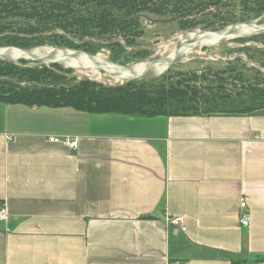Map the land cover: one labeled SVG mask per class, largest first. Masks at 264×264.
<instances>
[{"label": "crops", "instance_id": "obj_1", "mask_svg": "<svg viewBox=\"0 0 264 264\" xmlns=\"http://www.w3.org/2000/svg\"><path fill=\"white\" fill-rule=\"evenodd\" d=\"M4 203L0 264H264V109L144 117L0 102Z\"/></svg>", "mask_w": 264, "mask_h": 264}, {"label": "trees", "instance_id": "obj_2", "mask_svg": "<svg viewBox=\"0 0 264 264\" xmlns=\"http://www.w3.org/2000/svg\"><path fill=\"white\" fill-rule=\"evenodd\" d=\"M204 1L215 0H0V46L31 48L53 45L81 49L95 54L92 48L94 43L91 42V39H95L98 42L97 46L110 49L109 57L114 62L126 65L120 62L119 54H128L129 47L137 48L132 50L134 56L148 55L145 47L135 46V40L143 35V29L138 21L144 13L160 17L176 16L181 29H191L202 24L205 28H212L214 26L223 27L235 22L251 21L264 12L263 0H256L253 7H248L251 0H246L243 3L245 13H254L253 19L242 17L240 20H235L219 15V13L210 14L209 18L203 19L199 17V12H195L193 14L196 16L194 15L192 19L183 20ZM227 5L229 4L225 3L222 7ZM55 30H59L60 33H54ZM120 36L124 39V46L117 40ZM51 38L57 41L48 42ZM77 38L91 39L83 42L78 41ZM42 39L47 41H42ZM250 40L264 45V35ZM237 50L264 68L263 49L245 46ZM255 54H259L257 61ZM241 60L243 59H236L232 62ZM22 64L25 66L0 62V66L4 69L0 70V102L31 107H70L90 114L144 117L252 113L264 108L261 106L264 101V89H251L247 101L249 107L237 108L238 105L231 101V93L223 87L225 86L224 81H228L229 86L232 85L231 77L226 78L224 72H203L184 79L170 78L154 88L146 87L145 84L151 85L152 82L165 79L166 75L159 80L130 83L120 88H108L84 80L70 86H56L54 83L38 84L39 79L44 77L43 68L45 66L39 69L28 67L27 62H22ZM242 64L244 68H247L244 61ZM52 67L62 68L58 65ZM250 69L264 78V74L260 71ZM9 71L14 75H25L29 82L35 83V86L32 88L17 86L15 88L19 90L14 92L6 90L3 84L6 82V77L12 74ZM225 105L234 106L235 109L224 111Z\"/></svg>", "mask_w": 264, "mask_h": 264}, {"label": "water", "instance_id": "obj_3", "mask_svg": "<svg viewBox=\"0 0 264 264\" xmlns=\"http://www.w3.org/2000/svg\"><path fill=\"white\" fill-rule=\"evenodd\" d=\"M264 15L259 19L229 24L221 29H188L176 32L164 40H156L144 49L153 52L141 61L122 65L114 62L107 52L91 54L81 49L41 45L31 48L0 46V62L28 67L58 65L75 72L79 81H89L108 88H120L135 82H150L161 79L173 67L197 60L215 59L232 62L243 59L245 64L264 74V68L248 59L244 53L232 57L210 54L212 47L255 46L264 50L261 43L237 44L264 35ZM129 50V49H128ZM198 53L192 56L191 54Z\"/></svg>", "mask_w": 264, "mask_h": 264}, {"label": "rangeland", "instance_id": "obj_4", "mask_svg": "<svg viewBox=\"0 0 264 264\" xmlns=\"http://www.w3.org/2000/svg\"><path fill=\"white\" fill-rule=\"evenodd\" d=\"M256 3V0H251V4L248 7H253ZM232 6H225L219 9H215L214 14L219 13V15H223L225 17H230L235 20H240L242 17H246V19H253L255 17L254 13H245L243 8V2H236L232 4ZM230 9V10H229ZM143 16L140 18L139 25L141 29H143V35L137 38L135 41V46H142V47H151L154 45L155 41L160 39L164 40L173 33H176L180 30V24L177 20L176 16L168 15V16H155L153 14L144 13ZM177 20V21H176ZM54 33H60L59 30H55ZM76 38V37H73ZM91 38H83L80 40L77 38L78 41H87ZM46 39H42L45 41ZM56 39L51 38L48 39V42H53ZM118 41L124 46L125 42L124 39L120 36L117 38ZM47 41V40H46ZM57 41V40H56ZM92 48L95 51V54H100L103 51L110 54V49L102 48L97 46V41L95 39H91ZM104 43V41H102ZM137 48L129 47L128 54H119L121 56L120 62L127 64H133L138 61L143 60L144 58L148 57L153 51L148 49V55L143 56H134L133 51ZM261 49V48H259ZM236 48L231 49H222L221 47H212L208 50L210 54H217L224 57H232L237 54ZM123 55V56H122ZM192 56L198 55V53L191 54ZM256 61L259 58V54H255ZM242 61H235V62H225L222 60H215V59H206V60H197L190 63H185L181 65H177L173 67L167 74L165 79H161L156 82H152L151 85L145 84L146 87H158L162 81L164 82L166 79H177V78H190L193 74L200 75L201 73L205 72H224L226 73L225 77H231L230 82L232 83L231 86L227 84L228 81H224L225 86L224 88L228 89V92L231 93V101L238 105L237 108L246 109L249 107L248 104V95L251 94V89H264V78L262 75L258 74L256 71L251 70L248 66L247 68L243 67ZM245 62V61H244ZM41 69V66H38ZM0 70H4L2 66H0ZM44 77L39 79L42 85H48L50 83H54L56 86L59 85H67L70 86L72 84H76L80 78L75 74L74 71H71L66 68H54L52 66H45L43 68ZM10 72V71H9ZM14 72V71H13ZM12 73V72H10ZM230 75V76H229ZM243 77V78H241ZM241 78L240 80H237ZM6 82L3 84L6 90L14 92L18 91L15 87H30L32 88L35 86V83L29 82L28 78L23 75H14V73L10 74V76L6 77ZM251 104V103H250ZM261 106L264 107V101L261 103ZM224 111H229L231 109H235L234 106H226L224 107ZM264 109V108H263Z\"/></svg>", "mask_w": 264, "mask_h": 264}, {"label": "built area", "instance_id": "obj_5", "mask_svg": "<svg viewBox=\"0 0 264 264\" xmlns=\"http://www.w3.org/2000/svg\"><path fill=\"white\" fill-rule=\"evenodd\" d=\"M50 142L52 143H59L63 142L67 145H69L72 149L77 148V140L70 139V138H65V139H58L55 137H52L49 139ZM240 210H241V215H240V226L242 228H249L250 223H251V214L246 211L247 210V203L245 200H242L240 203ZM8 217V208L7 205L4 203L0 206V221H5ZM166 222L168 225L173 226L176 228L179 232H185L186 227H185V222L184 218L181 216H172V217H167ZM169 264H175V263H169Z\"/></svg>", "mask_w": 264, "mask_h": 264}, {"label": "flooded vegetation", "instance_id": "obj_6", "mask_svg": "<svg viewBox=\"0 0 264 264\" xmlns=\"http://www.w3.org/2000/svg\"><path fill=\"white\" fill-rule=\"evenodd\" d=\"M246 0H215V1H212V2H206V1H204L203 2V4L202 5H198L197 6V9L194 11V12H192V14L190 15V16H187V17H185L183 20H187V19H192L193 17H194V15L195 14H193V13H195V12H199V17H202L203 19H207V18H209L210 17V14H214V12H215V9H219V8H221L225 3H228L229 5V7L230 6H232V7H234L232 4L233 3H236V2H245ZM263 2H264V0H263ZM215 8V9H214ZM205 9V10H204ZM230 10V9H229ZM243 10H244V8H243ZM245 11V10H244ZM264 15V12H263V14L261 15V16H259V17H257V18H255V19H253V20H256V19H259L260 17H262ZM196 16V15H195ZM178 20V19H177ZM176 20V21H177ZM253 20H251V21H253ZM247 22V21H246ZM262 23L264 22V18H263V20L261 21ZM235 23H237V22H235ZM230 24H233V23H230ZM227 25H229V24H227ZM226 25V26H227ZM205 25L204 24H202L201 26H197V27H195V28H203V29H208V30H217V29H221V28H223V27H225V26H223V27H220V26H214V27H210V28H205L204 27ZM195 28H191V29H195ZM182 30H188V29H181L180 28V30L179 31H182ZM178 31V32H179ZM174 34V33H173ZM259 43V42H256V41H252V40H249V41H238V42H236L237 44H246V43ZM253 47H255V46H253ZM222 49H231L230 47H221ZM234 48H236V49H239V48H241V47H234ZM239 53H241V52H237V54H239Z\"/></svg>", "mask_w": 264, "mask_h": 264}]
</instances>
